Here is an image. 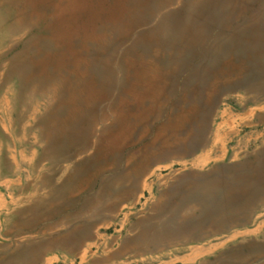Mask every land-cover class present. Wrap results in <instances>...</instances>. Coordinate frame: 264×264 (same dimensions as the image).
<instances>
[{
    "label": "rangeland",
    "instance_id": "obj_1",
    "mask_svg": "<svg viewBox=\"0 0 264 264\" xmlns=\"http://www.w3.org/2000/svg\"><path fill=\"white\" fill-rule=\"evenodd\" d=\"M0 1V264H264V0Z\"/></svg>",
    "mask_w": 264,
    "mask_h": 264
},
{
    "label": "bare ground",
    "instance_id": "obj_2",
    "mask_svg": "<svg viewBox=\"0 0 264 264\" xmlns=\"http://www.w3.org/2000/svg\"><path fill=\"white\" fill-rule=\"evenodd\" d=\"M40 1V4H43V3H47L48 2V0H43V2H41V0H39ZM49 1H51V0H49ZM0 3H1V1H0ZM57 3V2H56ZM48 6H52L51 5V3H49V4H47ZM52 8H53V15L51 16V17H53L54 16V18L55 17H60L61 15H62V13H63V6L61 5V4H59V5H53L52 6ZM37 11V10H36ZM35 14V16H37V19H41V18H43V16L41 15V14H37V12L36 13H34ZM236 21V20H235ZM1 23V22H0ZM38 23H39V21H38ZM35 24V23H34ZM49 27H51V28H53L54 27V23H52V24H50L49 26H48V28ZM32 33V32H31ZM32 36V35H31ZM13 38V37H12ZM56 44H57V42H55ZM201 45V44H200ZM20 49V48H19ZM14 51V50H13ZM162 55V54H161ZM159 56V55H158ZM150 57V56H149ZM4 60V59H3ZM149 64V63H148ZM75 73H80V65H81V61L80 62H76L75 64ZM79 77H80V75H79ZM82 79H86V75H84V74H82ZM57 83V82H56ZM63 83V85L65 84V82H62ZM49 84V83H48ZM39 85V84H38ZM54 85H55V83H54ZM53 85V86H54ZM51 86V85H50ZM63 86H62V84H60V85H57L56 87H54L53 89H52V91H53V94H57L60 90H61V88H62ZM213 87V86H212ZM49 88V87H48ZM212 89V88H211ZM259 89V88H258ZM262 89V88H261ZM49 90V89H48ZM213 90V89H212ZM42 91V90H41ZM51 91V90H50ZM33 92V91H32ZM41 93V92H40ZM35 94V93H34ZM48 95V94H47ZM55 98V97H54ZM57 98V97H56ZM174 98V97H173ZM8 100V99H7ZM169 100V99H168ZM172 100V99H171ZM6 101V100H5ZM10 101V100H9ZM165 102V101H164ZM171 102V101H170ZM195 103V102H194ZM6 106V105H5ZM154 106V105H153ZM188 106H190V105H188ZM44 107V106H43ZM51 107V106H50ZM49 107V108H50ZM1 108V107H0ZM48 108V109H49ZM170 109V108H169ZM3 110V109H2ZM1 110V111H2ZM7 110V109H6ZM43 110V109H42ZM223 110H225V109H223ZM262 110V109H261ZM230 111V110H229ZM10 115V114H9ZM38 115V114H37ZM42 115V114H41ZM230 115V114H229ZM14 116V115H13ZM44 116V115H43ZM36 117V116H35ZM258 117V116H257ZM4 118V117H3ZM225 118H227V116L225 117ZM6 120V119H5ZM219 120V119H218ZM262 120V119H261ZM156 121V120H155ZM10 122V121H9ZM221 122V121H220ZM224 122V121H223ZM262 122V121H261ZM1 124V123H0ZM225 124V123H224ZM222 125V124H221ZM218 128V127H217ZM213 129V128H212ZM159 130H160V128H159ZM221 130V129H220ZM228 130V129H227ZM226 131V130H225ZM217 132V131H216ZM220 133V132H219ZM222 133V132H221ZM226 133V132H225ZM227 135H228V133H227ZM155 138V137H154ZM216 138V137H215ZM224 139V138H223ZM209 141V140H208ZM229 141V140H228ZM224 142V141H223ZM225 143V142H224ZM117 144V142H116V139L115 140H112L111 141V145L110 146H115ZM213 144V143H212ZM216 146V145H215ZM205 149V148H204ZM221 151V150H220ZM137 152V151H136ZM230 152V151H229ZM215 153V152H214ZM222 154V153H221ZM209 155V154H208ZM216 156V155H215ZM224 156V155H223ZM210 157V156H209ZM81 158V157H80ZM223 159V158H222ZM217 161V160H216ZM219 161V160H218ZM183 165V164H182ZM201 165V164H200ZM184 166V165H183ZM23 174V173H22ZM146 175V174H145ZM67 180H68V178H67ZM144 180V179H143ZM9 186V185H8ZM145 185H143V187H144ZM151 187V186H150ZM216 191V190H215ZM126 196V195H125ZM210 196V195H209ZM15 197V196H14ZM126 198V197H125ZM166 198V197H165ZM16 199V198H15ZM208 199V198H207ZM122 200V199H121ZM10 201H12V200H10ZM102 203V202H101ZM158 203V202H157ZM100 204V203H99ZM157 205V204H156ZM110 206V205H109ZM192 206V205H191ZM195 206V205H194ZM201 206V205H200ZM2 208V207H1ZM90 208V207H89ZM193 208V207H192ZM197 208V207H196ZM254 208H256V206L254 207ZM102 209H104V208H102ZM93 212V211H92ZM193 213V212H192ZM250 214H251V212H250ZM82 216V215H81ZM245 216V215H244ZM248 216V215H247ZM1 217V216H0ZM5 217V216H4ZM60 217V216H59ZM69 217V216H68ZM252 217V216H251ZM250 217V218H251ZM6 218V217H5ZM248 218V217H247ZM4 219V218H3ZM12 219V218H11ZM5 220V219H4ZM10 220V219H9ZM55 220H57V219H55ZM246 220V219H245ZM241 221V220H240ZM6 222V221H5ZM247 222V221H246ZM240 224H242V223H240ZM246 224V223H245ZM218 225V224H217ZM220 225V224H219ZM243 225V224H242ZM216 226V225H215ZM219 229V228H218ZM226 229V228H225ZM38 230V229H37ZM220 230V229H219ZM210 231V230H209ZM226 231V230H225ZM214 234V233H213ZM217 234V233H216ZM193 237V236H192ZM191 239V238H190ZM198 239V238H197ZM56 241V240H55ZM192 252V251H191Z\"/></svg>",
    "mask_w": 264,
    "mask_h": 264
},
{
    "label": "crops",
    "instance_id": "obj_3",
    "mask_svg": "<svg viewBox=\"0 0 264 264\" xmlns=\"http://www.w3.org/2000/svg\"><path fill=\"white\" fill-rule=\"evenodd\" d=\"M222 154H220V156L218 157V159H216V160H219V161H225V160H227L228 158H229V156H230V152L229 151H225V150H222V152H221ZM224 155V156H223ZM212 156V153L210 154V155H207L206 156V159H210V157ZM223 158V159H222ZM205 160V159H204ZM204 160L202 159V160H200V161H198L199 162V164H204L203 162H204ZM262 228V226L261 225H259L258 227H256V228H254L253 230L252 229H248L246 232V234H248L247 236H256L257 234H259V233H261V229ZM258 232V233H257ZM243 233V232H242ZM236 237V236H235ZM186 260H188V261H190L189 259H186Z\"/></svg>",
    "mask_w": 264,
    "mask_h": 264
}]
</instances>
